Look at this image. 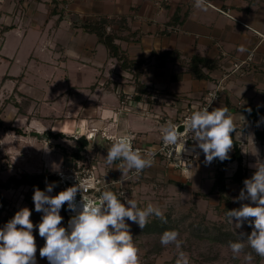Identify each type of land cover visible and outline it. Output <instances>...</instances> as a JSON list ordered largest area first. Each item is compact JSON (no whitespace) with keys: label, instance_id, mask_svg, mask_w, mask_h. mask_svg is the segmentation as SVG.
I'll list each match as a JSON object with an SVG mask.
<instances>
[{"label":"crops","instance_id":"crops-1","mask_svg":"<svg viewBox=\"0 0 264 264\" xmlns=\"http://www.w3.org/2000/svg\"><path fill=\"white\" fill-rule=\"evenodd\" d=\"M212 1L230 16L209 6L207 10L198 9L191 0H0V64L3 60L12 61L10 67L4 68L6 72L0 73L1 118L6 126L20 125L24 129L13 135L0 134L1 177L52 171L54 163L45 135L51 128L62 131L64 125L73 129L72 125L96 124L102 119H109L106 122L112 124L114 118L131 127L129 118L118 115L122 114L121 104L118 108L116 104L121 100L112 89L115 86L138 93L137 80L151 88L160 84L166 92L160 96L173 99L178 94L180 101H192L224 79L220 93H231L229 98L234 103V98H247L245 102L257 104L256 100L263 97L260 86L264 85V0ZM102 19L109 21L107 33L123 36L116 39L120 50L130 60L141 62L140 77L136 78L135 69H125L122 60L110 54L98 35L88 30L89 25ZM117 20H123L125 25L121 27ZM197 56L216 65L211 72L203 67L210 79H197L190 73V64ZM243 61V67L234 71L235 64ZM14 62L22 64V68L12 72ZM41 64L49 65L50 71L43 73ZM88 67L96 72L92 81L83 79ZM227 72L229 77L223 78ZM127 74L135 81L133 85L123 84L122 77ZM32 75L34 79L29 78ZM188 79L190 87L181 93L169 87V82ZM140 99L137 102L143 104ZM245 105L236 103V108ZM240 133L238 140L251 134L245 129ZM25 143L32 150L39 149L41 170L29 171L32 159H27L23 148L22 159L11 158L20 144L28 147ZM13 190L0 194V227L25 206L31 210L34 225L38 224L42 213L35 211L26 196L24 202L9 199L6 192ZM58 192L54 188L52 195ZM62 217L64 226L65 213ZM33 235L37 264H49L47 258L40 257L39 249L45 241L38 229L34 228Z\"/></svg>","mask_w":264,"mask_h":264},{"label":"rangeland","instance_id":"rangeland-1","mask_svg":"<svg viewBox=\"0 0 264 264\" xmlns=\"http://www.w3.org/2000/svg\"><path fill=\"white\" fill-rule=\"evenodd\" d=\"M16 42L17 41H15V44ZM31 46L32 44L29 45V47ZM11 63V60L8 62L3 60L0 64V73H5L6 71L4 68H6V66L10 67ZM41 66L43 73L50 71V69H48L49 65L41 64ZM19 68H22V64H16L14 62L11 65L12 72ZM250 69H253V67ZM83 72L84 80H94V74L96 72L93 68H85ZM97 72L100 73V71ZM242 74L243 71L241 72V75ZM245 74L246 72L244 71V75ZM127 75L128 76L122 77L123 84L129 83L133 85L135 81L129 74ZM229 75L230 74L227 72L223 78H227ZM262 77L258 78L262 80ZM29 78L34 79V76H29ZM165 79L167 80V78ZM131 80L132 82H130ZM223 81L224 79H221L220 86L222 87L225 86H223ZM136 84L135 82V85ZM157 85L158 86L155 85L156 87L154 86L151 88L149 85L145 84L147 93H143L140 99L143 104L137 102L136 96H138L139 93L133 90L129 92L125 89V86H123L122 89L117 86L112 88L116 90V94H118L117 96H119L121 100V103L116 102V108L121 104L120 110L122 114L118 115L120 117L123 115V117L129 118L128 121L131 122V127L130 125L125 126L121 124L119 118L113 119L112 117V124L106 122L109 121V119H102L103 122L102 120H98L96 124L84 122V124L79 127L72 125L73 131L71 133H65L61 130H55L54 132L53 128H51V130H53L52 132L57 134L55 135L57 137L54 135L48 137L46 146L51 150L50 153L52 154L51 158L54 166H58L59 170L64 175V173H68L71 170L77 169L78 166H81L82 162H84L82 159L85 158V154H87L89 157L91 156L93 158L97 175L103 178L110 177L115 182L112 191L116 193L123 191L128 198L136 199L142 208L145 207L147 203H152L163 211L166 223L170 224L173 230L179 233L181 246L179 248L174 244H170L166 247L162 246L160 242L162 235L145 233L137 224L129 221L134 241L139 250L138 254L141 264H177V261L181 258V253L188 258L189 264H264V258L260 257L257 259L256 254H251L252 258L246 259L248 254L242 252L238 259H234L229 246L223 245L215 239L220 231L230 232L234 235H236V233H248L252 231L247 222L243 224L242 228L236 229L232 223H229L226 217L227 208L231 210L240 207V202L236 201L235 198L239 196L240 190L244 185L243 183H237L233 178L238 167V162H229L224 167L219 159H214L209 164L205 162V156L198 148L195 150V153L191 152V154L185 155V152H182L180 155V145H177L175 148L165 147L162 141V125L171 120L173 123L180 124L181 127L179 130L183 131L182 124L186 123L192 111L188 112L186 110L188 99H186L187 101H180L181 96L178 94L174 95L175 97H173V99L167 96H160V94L166 95V92L161 90L160 84ZM169 87L171 90L181 93L183 90L189 89V79L186 82L183 81L180 83L176 81L169 82ZM124 90H126L125 93ZM260 90L259 93L263 95V97L261 96V98L256 100L258 105L254 102L251 104L264 108V85L260 86ZM120 92L123 94L122 96ZM221 94L224 98L219 103V106L222 104V106L227 107L230 112L234 114L235 119L237 118L235 139L241 134V130H249V133H251L245 134L244 137H240L241 140L236 139L243 158V168L246 169L245 178H250L255 171V168L250 167V165L254 164L257 159L264 160V145L255 134V126L252 124L249 126L246 122V114L241 113L242 108H236V103L238 106L250 103L244 101L247 100V98L238 100L234 98V103L229 98L231 93H228L229 95H227V93L225 95L224 93ZM2 98L3 96L0 98V101L3 100ZM237 101H239V103ZM228 102L231 103L230 106ZM114 105L115 104H112V106ZM236 109L239 110L238 114L235 113ZM32 111L34 112V110ZM242 116L245 118L244 121ZM127 118L125 121H127ZM23 120L25 121L24 118ZM105 122L106 124H104ZM245 124H247L246 127ZM19 126L16 127L14 125L15 128H19ZM9 127L11 129H1L0 134L2 132H7L12 135L17 133L15 130H12V128H14L13 126ZM76 127L78 129H76ZM257 127L264 131V117L263 120L258 123ZM91 132H94L96 135L89 140L88 136ZM83 135L90 143L83 149L84 153L81 152L82 159H74V154L79 148L77 139ZM121 136L127 137L131 143L142 149V153H146L149 150L155 152L152 166L145 168L138 175L135 174L134 171H129L123 175L122 171L116 168L122 161H116L114 164L108 165L105 159L107 149L111 146L113 140ZM97 137L98 140L96 141L95 138ZM21 142L29 141L22 140ZM193 143L194 142L189 138L185 142V148L191 150ZM0 146L2 145L0 144ZM22 148L27 152V157H29L27 159H32L28 167L29 171L31 170L33 172L34 169L41 170L42 167L40 168L41 161L38 148L32 150L29 145L25 147L20 144L15 148L13 154L11 153V158L15 161H17L18 158L22 159V156H20ZM233 150L234 146L230 150L229 155H231ZM256 151L257 155L253 156L252 154ZM196 153H198V156ZM13 156L17 157L13 158ZM221 171H224L223 179L226 184L224 198L221 196L220 187L216 183L218 174ZM49 173L57 176V181L51 179L47 180V183L56 182L58 187L56 186L55 188L60 190L58 189L59 181L61 180L60 175L53 170L49 171ZM243 173L245 172L243 171ZM33 192L34 188L25 185L19 189L8 191L6 194L11 196V198L9 196V199L13 202L18 200L24 202L23 198L26 197H28L27 201L33 202ZM226 198H229V201H227ZM16 203L18 204V202ZM64 206L60 213L62 216L65 213ZM153 219L158 220L160 223L164 222L155 217H150L149 222ZM67 223L68 220L66 217L63 224L65 225Z\"/></svg>","mask_w":264,"mask_h":264},{"label":"clouds","instance_id":"clouds-1","mask_svg":"<svg viewBox=\"0 0 264 264\" xmlns=\"http://www.w3.org/2000/svg\"><path fill=\"white\" fill-rule=\"evenodd\" d=\"M195 7L207 10V0H195ZM70 54L75 55L71 51ZM212 100L204 107L193 105L190 117L182 124L183 131L179 130L180 124L171 120L162 125L164 146L175 148L180 145L181 155L189 151L185 142L190 138L194 142L190 151L195 153L197 148L200 149L206 163L210 164L214 159H229L237 122L234 114L222 104L210 111ZM253 155H257V151ZM154 157L155 152L151 150L146 153L134 150L131 141L121 136L111 142L105 159L108 165L122 161L116 168L123 175L129 171L138 175L152 166ZM250 167L255 171L250 178L244 179V187L235 198L240 207L226 213L229 223L236 229L242 228L245 222L252 229L250 234L236 233L237 240L229 241L234 259H238L246 247L264 258V160L257 159ZM53 171L63 178L58 166H54ZM76 180L72 186L55 195L52 192L56 182L46 181L44 190L34 188L32 198L35 211L42 213L41 220L34 225L30 219L31 210L25 206L0 227V264H37L34 228L45 241L39 249L40 257L47 258L49 264H141L129 221L143 229L150 217L166 222L163 211L152 203L142 208L136 199L128 198L123 191L109 190L107 183L103 189H96L101 193L98 198L85 197L77 174ZM78 192L82 194L79 201L76 199ZM65 204L74 213L67 227L62 226L60 214ZM160 242L165 247L170 244L177 248L181 246L179 233L175 230L165 231ZM251 258V254L246 256V259ZM177 264H189L188 258L181 253Z\"/></svg>","mask_w":264,"mask_h":264},{"label":"trees","instance_id":"trees-1","mask_svg":"<svg viewBox=\"0 0 264 264\" xmlns=\"http://www.w3.org/2000/svg\"><path fill=\"white\" fill-rule=\"evenodd\" d=\"M115 21V20H114ZM113 21V22H114ZM109 21L106 19H102L100 22H95L91 25H89L88 30L91 31L92 33H96L100 39V41L102 43H104L106 45V47L108 48L110 54L114 55V56H118L121 60H122V66L125 69H135L136 71V75L138 77H140V68H141V62L140 61H134V60H130L128 58V56L126 55L125 52H122L120 50V46L118 44H116V39L118 38H123V36L120 35V33H116V32H108L107 33V23ZM117 22L121 25V27H123L125 25V23L123 22V20H117ZM167 54V53H165ZM166 56V55H165ZM207 68L210 72L216 67L215 64H213V62L211 60H209L208 58L205 57H195L191 64H190V73H192V75L197 78V79H210V75L209 73H206L204 71V68ZM138 85H136L137 89H138V93L139 95L136 96L137 99L141 98V95L143 93H147V89L145 88V84L140 82L139 80H137L136 82ZM121 96L123 95L120 92ZM229 106L231 105L230 102ZM247 109H251V111H247ZM236 111H239L238 109H236ZM241 111V110H240ZM242 112L244 114H246L247 116V124L250 126V124L255 126V134L258 137L259 140H261V142L264 145V131L260 130L257 125L259 122H261L263 120L264 117V108L257 106V105H253V104H247L245 106L242 107ZM1 113L2 111L0 110V130L1 129H11L9 126H6L1 118ZM245 124V127L246 125ZM248 126V127H249ZM12 130H15L17 133H22V129L21 128H12ZM46 137H52L53 135H57L55 133H53L51 130H49L48 132H46ZM60 135V134H58ZM233 135V139H234V150L231 153V155H229V159H226L224 161H221L222 166H226L229 162H233V161H237L238 162V167L237 170L235 172V174L233 175L234 180L237 183L242 184L245 176H246V169L243 168V158H242V154H241V150L238 144V141L235 139V133L232 134ZM57 137V136H55ZM79 142V148L77 150V152L74 154V159H82V153L83 149L90 143V141L83 135L81 137H79L78 139ZM243 171L245 173H243ZM224 171H221L218 174V179H217V184L220 187V193L221 196L224 198L225 197V193H226V184L224 182ZM53 180V181H57V176H55L54 174H50V173H27L25 172L24 174H22L21 176L17 177V176H10L6 179L1 177L0 174V194L2 193L3 190H8V189H18L19 187L23 186V185H29L32 187H38L41 190H44L46 188V181L47 180ZM227 197V196H226ZM227 201H229V198H226ZM2 200H4V198H2ZM229 208H227V212H228ZM64 211H65V206H64ZM67 220H69V216L65 213ZM65 227H67V224L64 225ZM173 230L172 226L166 222H159L156 219H153L151 222L147 223V225L143 228V231L145 233H150V234H159L162 235L165 231H170ZM248 234H250V232H248ZM215 239L219 242L222 243L223 245H229V241H236L237 240V235H234L230 232H222L220 231ZM245 254H252L255 255L254 252H252V250L248 247L245 248L244 250ZM260 257L257 256V259H259Z\"/></svg>","mask_w":264,"mask_h":264},{"label":"built area","instance_id":"built-area-1","mask_svg":"<svg viewBox=\"0 0 264 264\" xmlns=\"http://www.w3.org/2000/svg\"><path fill=\"white\" fill-rule=\"evenodd\" d=\"M191 1L195 2V0H191ZM207 6L215 8V9L219 10L220 12L229 14L227 11H225L222 8H219L218 6H216V4L212 0H207ZM228 16H230V14ZM245 63H246V61H243V62H240V63H236L235 66H234V71L238 70L239 68H241ZM221 89L222 88H221L220 83H219L216 88L208 90V92L205 95L201 96L200 98L192 100V101H188L187 105H186V110L188 112L192 111L193 110V105H199L201 107L207 106L208 102L210 100H212L214 97L215 98L212 100V104H211V107L209 108V110L211 111L212 108L220 107L221 105L219 106V103L224 98L222 96V94L220 93ZM91 138H92V136H90V137L88 136L89 140ZM132 146H133L134 150L135 149H139L140 151H142V149L138 148L133 143H132ZM90 157L87 154H85V158L82 159V161H84V162H82L81 166H78L77 169L71 170L68 173H64L63 178L60 175V179H61L59 181V189H60V191L65 189V188H67V187H69L66 184L65 180H68V181L72 182L73 184L77 182L76 174H77V177H78V180H79L80 184L84 188L83 195L85 197L98 198L101 193L96 191V189L97 188L103 189V187H104V185L106 183L109 186V190H113L115 182L110 177L103 178L101 176H98L97 172H96V169H95V164L93 162V158L91 157V159H90ZM83 165H86V166H83ZM81 196H82V194L78 192L77 193V197H76L77 201H79L81 199ZM65 212L69 216V218H71L70 216H72L74 214V213L70 212L67 209V204H65Z\"/></svg>","mask_w":264,"mask_h":264},{"label":"bare ground","instance_id":"bare-ground-1","mask_svg":"<svg viewBox=\"0 0 264 264\" xmlns=\"http://www.w3.org/2000/svg\"><path fill=\"white\" fill-rule=\"evenodd\" d=\"M62 131L65 132V133H71L73 130H72L71 127H69V125H64V126H62ZM91 133H90L89 137L92 136V138H93L96 134L94 132L92 134ZM184 154L185 155L191 154V151L189 150V151L185 152Z\"/></svg>","mask_w":264,"mask_h":264},{"label":"water","instance_id":"water-1","mask_svg":"<svg viewBox=\"0 0 264 264\" xmlns=\"http://www.w3.org/2000/svg\"><path fill=\"white\" fill-rule=\"evenodd\" d=\"M95 139H96V141H97V140H98V137L95 138ZM65 182H66V184H67L69 187L73 185V183L70 182V181H68V180H65ZM70 217H71V216H70Z\"/></svg>","mask_w":264,"mask_h":264}]
</instances>
